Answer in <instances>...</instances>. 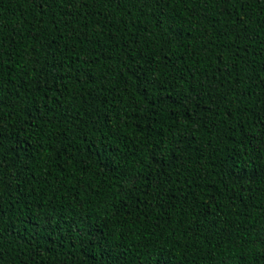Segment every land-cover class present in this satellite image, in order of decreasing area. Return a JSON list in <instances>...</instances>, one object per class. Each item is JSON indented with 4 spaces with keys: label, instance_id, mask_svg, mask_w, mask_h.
Returning <instances> with one entry per match:
<instances>
[{
    "label": "trees",
    "instance_id": "obj_1",
    "mask_svg": "<svg viewBox=\"0 0 264 264\" xmlns=\"http://www.w3.org/2000/svg\"><path fill=\"white\" fill-rule=\"evenodd\" d=\"M40 3L0 0V264H264V0Z\"/></svg>",
    "mask_w": 264,
    "mask_h": 264
},
{
    "label": "snow or ice",
    "instance_id": "obj_2",
    "mask_svg": "<svg viewBox=\"0 0 264 264\" xmlns=\"http://www.w3.org/2000/svg\"><path fill=\"white\" fill-rule=\"evenodd\" d=\"M47 2H48V0H41L40 6L43 7V5ZM69 2H71V0H69ZM229 115H230V113H229Z\"/></svg>",
    "mask_w": 264,
    "mask_h": 264
}]
</instances>
